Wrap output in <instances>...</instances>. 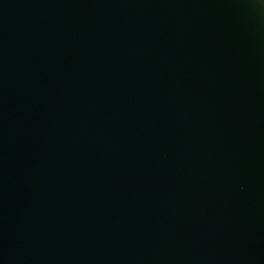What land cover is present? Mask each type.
<instances>
[{
  "label": "water",
  "instance_id": "95a60500",
  "mask_svg": "<svg viewBox=\"0 0 264 264\" xmlns=\"http://www.w3.org/2000/svg\"><path fill=\"white\" fill-rule=\"evenodd\" d=\"M0 264H264V0H0Z\"/></svg>",
  "mask_w": 264,
  "mask_h": 264
}]
</instances>
